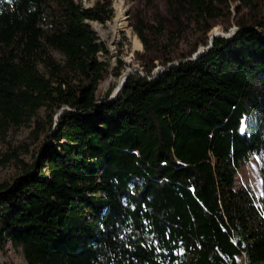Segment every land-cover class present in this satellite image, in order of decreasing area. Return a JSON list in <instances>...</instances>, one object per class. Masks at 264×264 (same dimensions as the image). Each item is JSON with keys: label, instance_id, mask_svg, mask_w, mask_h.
I'll list each match as a JSON object with an SVG mask.
<instances>
[{"label": "trees", "instance_id": "trees-1", "mask_svg": "<svg viewBox=\"0 0 264 264\" xmlns=\"http://www.w3.org/2000/svg\"><path fill=\"white\" fill-rule=\"evenodd\" d=\"M131 1L148 74L229 26V0ZM109 3L0 0L1 128L42 106L38 130H52L55 109L74 110L0 182V251L19 246L26 264H264V0H237L232 36L153 78L129 75L97 105L107 50L89 22L110 20ZM250 154L257 200L234 187Z\"/></svg>", "mask_w": 264, "mask_h": 264}, {"label": "rangeland", "instance_id": "rangeland-1", "mask_svg": "<svg viewBox=\"0 0 264 264\" xmlns=\"http://www.w3.org/2000/svg\"><path fill=\"white\" fill-rule=\"evenodd\" d=\"M109 1V5L112 8L111 19L104 23H98L96 21L89 22L90 27L95 31L98 37L97 41L102 42L107 50L106 53L103 51H96L95 53V59L103 63L105 69L103 78L96 86L95 94L98 100L95 104L106 101L117 83L121 80L122 75L124 76L129 71L132 72L131 75H140L148 78L153 75L155 69L162 67L161 65H156L148 74L142 66L143 60L140 54L143 53V48L136 35L133 33L130 24V14L133 7L132 1ZM229 1V26L227 27V31H222L220 25L214 26L213 28H216L218 32L228 33L233 28L237 29L233 23V19L237 16L235 11V3L237 0ZM81 2L85 5H89L92 0H81ZM155 2L156 4L160 3V0H155ZM118 3L119 8L122 7L124 9V16L126 17L125 28L120 29L116 32V35H114V32L108 28L114 25L115 19L118 16L119 12L116 8V4ZM146 7L148 8V6ZM95 24L101 26L102 33L95 27ZM211 30L207 35L211 33ZM135 42H139L140 46H137ZM204 45H206V43L199 46L204 47ZM51 54L56 59L60 61L63 60V54L57 50L51 49ZM117 60L121 61L122 65L118 75L115 76L113 73L117 65ZM39 69L43 70L40 65ZM106 92H108L106 99L104 101L99 100ZM65 109L74 112L73 109L64 105L55 109L52 114V130H48L46 127H44V131L38 130V127L43 123V119H45L42 106L37 110V117L31 116L27 121L17 126L3 125L2 128L0 126V182L6 181L9 183L23 170L29 168L32 162L37 161L40 151L45 150L43 144L46 142L48 145L51 144V140L47 139L48 135L56 129L55 121L61 111ZM234 187L244 188L254 200H257L259 195H261L260 175L254 154H250L243 161L238 162L234 167ZM0 264H26L21 248L11 245L6 241L4 249L0 251ZM236 264H245L242 256L236 257Z\"/></svg>", "mask_w": 264, "mask_h": 264}, {"label": "water", "instance_id": "water-1", "mask_svg": "<svg viewBox=\"0 0 264 264\" xmlns=\"http://www.w3.org/2000/svg\"><path fill=\"white\" fill-rule=\"evenodd\" d=\"M235 30H236V29L233 28V29L230 30L228 33H222V32H218V31H214L213 33H210V34L208 35V38H207V40H206V45H204V47H203V46H199V47L196 49V51L193 52V53L191 54L190 57H187V58L182 59V60H180V61H174V62H170V63H168V64L166 65V68L170 67L171 65H176L178 62L192 61V60L196 59L199 55H201V54H205V53L211 48L213 38H215V37H224V38L230 37V36H232V34L235 32ZM166 68L162 66L161 68H157V69H155V72L153 73V75L151 76V78L155 77L158 73H160V72L166 70ZM131 74H132L131 71H129L127 74H125V75L123 76L122 80L119 81V82L117 83L116 87L113 89V91H112L111 94L109 95L108 99H106V101L101 102V103H103V104L109 103V102L113 99V97L119 92V90H120L121 87L123 86V84H124L126 78H127L129 75H131ZM147 79H148V78H147ZM97 104H100V103H97Z\"/></svg>", "mask_w": 264, "mask_h": 264}, {"label": "bare ground", "instance_id": "bare-ground-1", "mask_svg": "<svg viewBox=\"0 0 264 264\" xmlns=\"http://www.w3.org/2000/svg\"><path fill=\"white\" fill-rule=\"evenodd\" d=\"M116 8H117V10L119 12L118 16L115 19L114 25L113 26H109V28H108L109 30L114 32V35H116V32L119 31L120 29H124L125 28V18H126L124 16V9L122 7L119 8V3L116 4ZM95 27L100 31V33H102L101 26H99L98 24H95ZM135 43H136L137 46H140L139 42L138 43L135 42ZM122 78H121V80H122Z\"/></svg>", "mask_w": 264, "mask_h": 264}]
</instances>
